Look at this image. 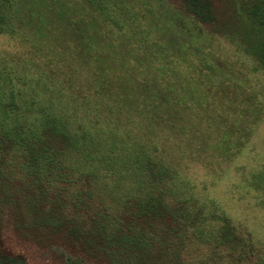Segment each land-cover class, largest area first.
Listing matches in <instances>:
<instances>
[{
    "label": "trees",
    "instance_id": "obj_1",
    "mask_svg": "<svg viewBox=\"0 0 264 264\" xmlns=\"http://www.w3.org/2000/svg\"><path fill=\"white\" fill-rule=\"evenodd\" d=\"M0 35V234L65 264H264L190 177L262 121L232 61L264 76V0H0ZM242 183L264 208V164Z\"/></svg>",
    "mask_w": 264,
    "mask_h": 264
},
{
    "label": "rangeland",
    "instance_id": "obj_2",
    "mask_svg": "<svg viewBox=\"0 0 264 264\" xmlns=\"http://www.w3.org/2000/svg\"><path fill=\"white\" fill-rule=\"evenodd\" d=\"M0 47L18 51L16 42L2 35H0ZM233 59L236 77L240 78L245 86L244 91L254 93L262 89L264 92V76L250 74L251 80H248L244 65L247 59ZM251 102L255 104L259 102V107H264V93L258 95L256 99L253 98ZM248 139L249 142L245 145L242 155L234 157L232 161H222L210 168L194 163L190 177L196 182L200 191L204 190V194L218 201L236 220L241 221L255 235L264 239V208L259 206L258 195L247 190L242 183L244 168L248 171L250 168L264 164V113L255 134ZM55 248L50 249L37 241L23 239L9 225H5L0 234L1 252L15 256L23 255L27 264H65L60 250ZM95 264L104 263L95 262Z\"/></svg>",
    "mask_w": 264,
    "mask_h": 264
}]
</instances>
